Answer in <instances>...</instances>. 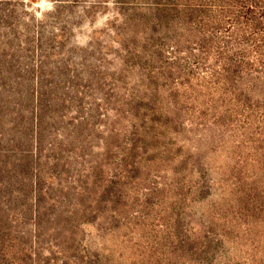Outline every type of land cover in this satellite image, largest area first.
Listing matches in <instances>:
<instances>
[{
  "label": "trees",
  "instance_id": "1",
  "mask_svg": "<svg viewBox=\"0 0 264 264\" xmlns=\"http://www.w3.org/2000/svg\"><path fill=\"white\" fill-rule=\"evenodd\" d=\"M115 3L138 84L110 108L113 163L86 169L91 189L67 210L75 245L53 264H264V0Z\"/></svg>",
  "mask_w": 264,
  "mask_h": 264
},
{
  "label": "rangeland",
  "instance_id": "2",
  "mask_svg": "<svg viewBox=\"0 0 264 264\" xmlns=\"http://www.w3.org/2000/svg\"><path fill=\"white\" fill-rule=\"evenodd\" d=\"M115 2L0 0V264L65 262L75 245L69 202L91 189L86 169L100 178L113 163L110 108L138 84L113 42Z\"/></svg>",
  "mask_w": 264,
  "mask_h": 264
}]
</instances>
